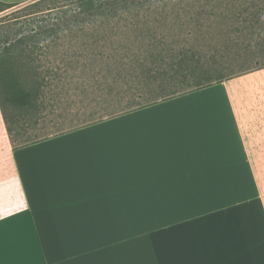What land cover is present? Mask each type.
<instances>
[{
  "label": "crops",
  "instance_id": "1",
  "mask_svg": "<svg viewBox=\"0 0 264 264\" xmlns=\"http://www.w3.org/2000/svg\"><path fill=\"white\" fill-rule=\"evenodd\" d=\"M229 81L17 148L0 112V264H264V88Z\"/></svg>",
  "mask_w": 264,
  "mask_h": 264
},
{
  "label": "trees",
  "instance_id": "2",
  "mask_svg": "<svg viewBox=\"0 0 264 264\" xmlns=\"http://www.w3.org/2000/svg\"><path fill=\"white\" fill-rule=\"evenodd\" d=\"M23 3L0 2V13ZM174 12L171 26L188 37L197 36L193 24L210 30L217 20L221 31L197 46L185 36L168 43L160 28ZM36 14L0 18V112L14 148L231 79L221 49L238 50L235 60L241 49L264 52V0H75L54 16ZM256 63L252 70L263 68ZM14 107L34 125L23 128ZM60 109L72 128L51 126Z\"/></svg>",
  "mask_w": 264,
  "mask_h": 264
},
{
  "label": "rangeland",
  "instance_id": "3",
  "mask_svg": "<svg viewBox=\"0 0 264 264\" xmlns=\"http://www.w3.org/2000/svg\"><path fill=\"white\" fill-rule=\"evenodd\" d=\"M38 1H41V2L38 3L37 5H31L34 2H38ZM73 1H75V0H30L28 2L23 3L19 7L5 11L3 13H0V18L6 16L3 19L7 20V21L14 20L15 18H20L19 20H20V22H22V21H24L23 20L24 16L36 14V13H38V11H42V13H38L36 15H40V14L46 15L50 12L51 16H54V14L58 13L59 10H64L65 8H67V5ZM56 8H59V9H56ZM48 9H50V10H48ZM16 10H18V11L14 12ZM175 14L176 13L174 12L173 15L171 16L170 20H168V22L160 28V31L163 34H165L166 36H168V38L166 39L168 41V43L173 44L176 41L175 36H181V38L185 36L184 38H185V40H187V43L189 45L197 46L201 43V38H202L201 35L207 34V32H209V31H211V32L221 31L219 26L216 24L217 20L215 21V23H213L214 25L211 27L210 30L205 29V30L201 31V28L196 27L193 24V25H190L189 29H192V31H197L196 32L197 36L193 35V36L188 37V36H186V35H188L187 30H183L177 26H171L175 23V21L173 19ZM42 16H44V15H42ZM225 30H228V29H225ZM171 36H172V38H171ZM195 37H198L197 41H195ZM245 40H246V42L244 41L243 43L246 45L247 39H245ZM258 42L261 43L262 40L258 41ZM252 45H253V43H252ZM212 46H217V45H212ZM230 47H232V46H230ZM203 52H205V54L209 57L212 56L211 55L212 53H211V51H209L208 48H204ZM237 52H238V50H235L234 48H232L231 50L228 49V51H224L223 49H221V52L218 55H216V58H218V59L219 58L221 59L223 56H224V59H228L231 62V68H234V70H235L234 74H232V76H231L233 78L229 79L230 80L228 83L229 91H232L235 89H245V88H264V73H259V74L251 75V76L245 75V76L237 77L239 75H242V74H245V73H248L251 71H255V70H252V69H254L255 66H258V63L255 64V62H260V61L264 60V52L261 53L260 51H257L258 53L256 55V53H252L251 50H250V52H251L250 53V52H247V50L244 51L243 49H241L239 52L242 55V59L241 60H239V59L235 60V58H236L235 54ZM47 64L48 63H46L45 66ZM260 67L264 68V64ZM246 68H250V69H246ZM97 69H99V66L96 67L95 70H97ZM234 77H237V78H234ZM16 106L22 107V104L16 103ZM19 108L14 107L12 110H13V113L19 118L20 124L22 125V127L27 128L29 126H33L34 125L33 115L26 117L23 114V112L19 111ZM62 109H64V105H62ZM57 114H59V112H57ZM65 117H67V116H65ZM49 119L52 120L53 123L55 124V125H51V126H55V127L60 126L61 127V125H63L65 128L66 127L72 128L70 126V121H71L70 117L64 118L65 121L64 120H58L54 116L49 117ZM40 122L41 123L39 124V127L44 125V124H42L43 121H40ZM56 122H58V123H56Z\"/></svg>",
  "mask_w": 264,
  "mask_h": 264
}]
</instances>
